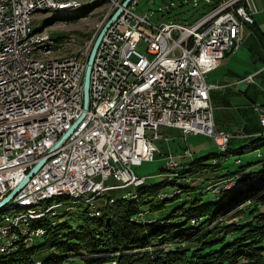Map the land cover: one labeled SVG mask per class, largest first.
I'll return each mask as SVG.
<instances>
[{
	"label": "built area",
	"instance_id": "2783aa9c",
	"mask_svg": "<svg viewBox=\"0 0 264 264\" xmlns=\"http://www.w3.org/2000/svg\"><path fill=\"white\" fill-rule=\"evenodd\" d=\"M82 1L0 0V201L40 161L9 200L92 189L109 178L115 183L143 178L132 167L154 159L160 127L202 133L220 149L228 148L230 135L213 119L210 91L218 85L206 76L239 47L244 24L254 23L242 0H203L207 12L193 23H157L147 13L133 12L138 0H131L98 44L87 108L83 79L90 52L65 66L26 67L28 49L44 40L30 38L36 15ZM123 1L115 0L109 16ZM262 71L264 66L244 80ZM255 109L260 136L264 99ZM165 155L168 167L192 153ZM1 242L7 240L0 236Z\"/></svg>",
	"mask_w": 264,
	"mask_h": 264
},
{
	"label": "trees",
	"instance_id": "16d2710c",
	"mask_svg": "<svg viewBox=\"0 0 264 264\" xmlns=\"http://www.w3.org/2000/svg\"><path fill=\"white\" fill-rule=\"evenodd\" d=\"M102 3L103 0H97L83 5L79 8V17L86 16ZM59 14H52L44 24L57 20ZM229 142L227 153H207L190 159L185 165L181 162L175 173L177 177L170 182H144L136 187L134 195L112 197L113 203L105 200L99 216L83 208L82 223L75 229H70L67 222H58L60 215L54 216V223L51 219L38 221L37 225L45 228L42 237L45 241L38 247H54L58 253L45 260H34L38 247L21 243L12 254L2 256L0 264H62L73 256L83 260L80 264H264V167L254 173L246 171L250 164L234 173L217 176L213 172L221 182L210 191L228 193L220 201L203 200L202 189L195 186L190 177L226 161L228 158H222L225 155H239L246 147L255 150L264 143L259 136L245 146L231 148ZM235 159V163H242L240 158ZM174 182L188 196L194 189L199 193H194L191 201L174 206L173 213L165 217L151 218L149 222L136 217L146 210V205L154 211L179 200L180 195L157 196L166 186H175ZM207 182L210 186L215 184L211 180ZM241 213L248 215L244 221L228 223ZM179 216L181 220L175 221Z\"/></svg>",
	"mask_w": 264,
	"mask_h": 264
},
{
	"label": "rangeland",
	"instance_id": "374dc122",
	"mask_svg": "<svg viewBox=\"0 0 264 264\" xmlns=\"http://www.w3.org/2000/svg\"><path fill=\"white\" fill-rule=\"evenodd\" d=\"M198 2V6L194 7V0H138V4H134L132 6V11L135 13L143 14L147 13L150 18L157 22H168V21H176L180 23H193L197 18L202 16L207 12V7L204 4L203 0H196ZM171 7V8H169ZM108 6L107 4H101L96 7L93 11H91L86 16L80 15V9H76L73 11H68L65 13H61L57 16V20L52 21L51 23L45 25L44 22L47 18H49L52 14L36 15L35 19V29L42 30L44 29L48 34H50L51 38L54 41V57H66L70 55H80L87 54L90 52L91 47L94 43L96 36L101 30L104 23L110 17L105 19V15L107 13ZM54 14V13H53ZM243 41L239 45L237 49L232 51L231 53L225 56L223 62L212 69L207 73V81L211 82L213 80H226L230 81L234 76L243 75L245 72L254 73L255 70L259 69L263 64L260 58H264V35L263 38L254 33V28L252 25L244 24L243 26ZM142 47L140 46V49ZM264 73L255 76L253 83H251L248 87L247 95L243 93H239L235 95V100L239 101H248V96L251 94L256 98L255 105H259L262 94V86H264ZM211 80V81H210ZM219 114L220 111H216V114ZM159 132L163 135L162 138H158L154 140L155 145L158 148V152L155 154L154 159L149 161H143L140 165H134L132 168L134 172L138 176H145L146 184H158L161 181H172L175 177H177V170L181 167L180 165L166 166L167 158L166 155L168 152L171 153H183L182 147L186 146V141L188 138L189 148L195 150L194 157H189V159H194L196 157H202L207 153H220V148L215 144L213 138L210 136H206L203 134H198L197 136H192L186 134L183 136L182 132L175 128H166L160 127ZM149 130H146V134H150ZM249 139H243L236 137L231 139L229 142L231 148H235L238 146H245L249 143ZM227 157V156H225ZM236 157L241 159L240 164L235 163ZM186 158V157H185ZM224 159V156L222 157ZM246 171L249 172H258L264 167V143L258 146L257 149L253 150L250 147L245 148V152L239 155L232 153L230 157L226 161H222L218 166L209 167L206 171H201L196 175H191V180L195 186L199 189H202L201 197L206 201L217 200L220 201L222 198L227 196V192L224 191L219 194H214L210 190L212 187L214 188L218 183L220 177H216V175H222L223 173L231 172L234 173L240 169V167H248ZM215 171H212V170ZM216 172V175L215 173ZM176 173V174H175ZM194 177V178H192ZM98 179V178H97ZM211 180L215 184L212 186L207 185V181ZM243 180H246L243 178ZM188 182L187 178L185 179ZM218 181V182H217ZM247 181V180H246ZM116 181L112 178L107 180L108 185H118L115 183ZM217 182V183H216ZM174 185L166 186L161 189L158 198L165 197H173L176 195H180V199L174 202H171L164 208L150 211L149 205L144 206L145 211L139 214V219L143 222H149L151 218L157 217H165L169 215L173 210L174 206L179 205L182 201H191L192 195L194 193H199L198 189H194L190 191V196L187 195L186 192H181V188L177 186V182H174ZM206 185L208 188H206ZM232 185L230 184V187ZM136 187L130 186L126 188H120L115 190H109L103 197H99L96 201V204H87L90 207H94L93 210L90 207L85 206L84 203L76 206L72 210H65V205H68L73 202L74 197H61L53 200H49L47 202H43V206L46 205H57L61 208L57 212H54V215H60L58 217V222H67L70 229H75V227L82 223V209L88 208L95 215L101 212V206H103L107 201H110L114 198H119L127 195H134V191ZM105 197V198H104ZM107 197L110 199L108 200ZM124 198V197H123ZM105 200H107L105 202ZM115 201V199H114ZM99 210L100 212H98ZM12 213V212H10ZM173 213V212H172ZM179 213V210L178 212ZM7 212H0V220L5 218ZM248 215L245 213H241L236 215L234 218L228 221L231 222H239L244 221ZM49 215L47 216L48 219ZM52 222H55V218L51 219ZM175 221H180L181 217H177L174 219ZM34 227L42 228L45 233V228L34 225ZM68 230L65 229V232ZM43 235L29 244V246L38 247L42 245L45 241V238H42ZM53 253H58L54 247H38L33 254L34 260H45L50 257ZM71 258V259H70ZM62 262V264H74V263H83V260L79 257H70ZM101 264H110V262H105Z\"/></svg>",
	"mask_w": 264,
	"mask_h": 264
},
{
	"label": "bare ground",
	"instance_id": "6f19581e",
	"mask_svg": "<svg viewBox=\"0 0 264 264\" xmlns=\"http://www.w3.org/2000/svg\"><path fill=\"white\" fill-rule=\"evenodd\" d=\"M97 0H84L82 2H63L62 4H58L52 7V12H48L47 14L53 13H65L68 11H73L81 8L83 5H87L88 3H92ZM105 4L108 6L107 13L105 15V19L109 17L111 12L115 8V0H103ZM43 38L42 42H38L33 44L31 49H28V58H26V67H36V68H47L50 65L55 66H65L67 63L72 62L74 60L80 59L85 54H76L70 55L66 57H54V44L53 39L50 34H48L44 29L36 30L35 23L30 30V38ZM264 142V134L259 136ZM227 148L220 149V152H226ZM227 153V152H226ZM226 156V155H225ZM224 156V160L228 157ZM231 156V155H230ZM237 162H240L238 160ZM174 165H180L174 164ZM173 166V165H171ZM146 180V177L136 179L132 182H121L117 183L118 185H108V183H96L95 188L92 189H82V190H60L50 193H41L36 196L34 199L27 200H9L6 205L11 206L10 209L0 211L7 212L5 218L0 220V236L1 240H7V242L0 243V258L5 255H10L14 251H16L21 243L25 245H29L36 239H39L44 231L42 228L34 227L38 221L47 218L48 220L54 218L53 213L57 212L61 208L59 203L57 205L51 204L43 206V202H47L49 200H53L61 197H74L72 203L65 205V210H72L76 206L84 203L85 206L90 207L87 204H96V201L99 197H103L107 194L109 190H115L120 188H126L130 186L138 187L142 185ZM141 187V186H140ZM104 192V193H103ZM114 199L110 202L113 203ZM76 205V206H75ZM95 207V206H94ZM94 207H90L93 208ZM100 212L99 210H97ZM12 212V213H10ZM100 213L95 214V216H99ZM19 218V224H16V220ZM9 235L11 238H9ZM79 264V263H77ZM116 264V263H114Z\"/></svg>",
	"mask_w": 264,
	"mask_h": 264
},
{
	"label": "crops",
	"instance_id": "0c3cea01",
	"mask_svg": "<svg viewBox=\"0 0 264 264\" xmlns=\"http://www.w3.org/2000/svg\"><path fill=\"white\" fill-rule=\"evenodd\" d=\"M241 4L245 6L247 11L253 13L252 15H253L254 23L252 24V26L254 28V33L260 36L261 38H263L264 0H242ZM242 33H243V29H242ZM260 59L261 62H263L262 63L263 65L261 67H263L264 58L263 59L260 58ZM250 73L251 72H245L243 75H239V76H237L238 75L237 74L230 81L210 80L211 81L210 83H215L218 85V87H215L210 91V96L213 105V119L218 129L224 130L230 135V141L231 139H234L236 137L249 139V141L258 137L260 126L258 121V113L257 110L255 109L256 106L255 103H257L256 98L253 97V95L251 94L250 96H248V101H239L234 99L235 95L239 93H243L247 95L248 92L247 86L253 83L255 76L264 73V71L257 73L253 77L252 81L244 80V78ZM261 90H262V94L259 103H262L264 99V86H262ZM217 110L220 111L219 114L218 113L216 114ZM198 134H202V133H198ZM198 134H192V136H197ZM185 141H186V146L182 147V152L184 150H189L192 153V156L194 157L195 150L189 148L188 138L187 140L185 139ZM189 160H190L189 157L184 158L182 160V164L185 165Z\"/></svg>",
	"mask_w": 264,
	"mask_h": 264
},
{
	"label": "water",
	"instance_id": "95a60500",
	"mask_svg": "<svg viewBox=\"0 0 264 264\" xmlns=\"http://www.w3.org/2000/svg\"><path fill=\"white\" fill-rule=\"evenodd\" d=\"M131 2V0H124L123 3L121 4L120 7H118L113 13L112 15L107 19V21L104 23V25L102 26L101 30L99 31L98 35L96 36L94 43L91 47L90 53L88 55L87 58V64H86V68H85V73H84V79H83V106L84 108L88 107V101H89V94H88V88H89V75H90V70H91V66H92V62L94 59V55L96 52V49L98 47V44L103 36V34L105 33L106 29L109 27V25L113 22V20L120 14V12L122 11L123 7L127 6L129 3ZM75 127V124L71 127V129L67 130L65 132V134L63 135V138H65L66 136H68L70 134V132L73 130V128ZM42 163V161L38 162L27 174V176L24 178V180L17 186L15 187L6 197H4L1 201H0V211H4L7 209H10L11 206L6 205L7 201L13 197V195L15 194V192L27 181V179L37 170V168L39 167V165Z\"/></svg>",
	"mask_w": 264,
	"mask_h": 264
}]
</instances>
